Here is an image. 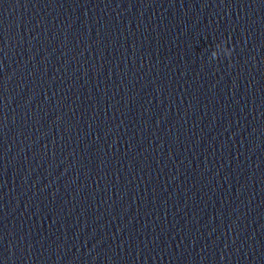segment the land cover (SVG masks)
Here are the masks:
<instances>
[{
	"label": "water",
	"instance_id": "obj_1",
	"mask_svg": "<svg viewBox=\"0 0 264 264\" xmlns=\"http://www.w3.org/2000/svg\"><path fill=\"white\" fill-rule=\"evenodd\" d=\"M0 264H264V0H0Z\"/></svg>",
	"mask_w": 264,
	"mask_h": 264
}]
</instances>
